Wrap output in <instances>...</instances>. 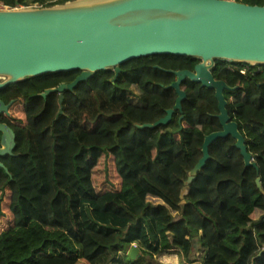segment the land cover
I'll use <instances>...</instances> for the list:
<instances>
[{
	"label": "trees",
	"instance_id": "1",
	"mask_svg": "<svg viewBox=\"0 0 264 264\" xmlns=\"http://www.w3.org/2000/svg\"><path fill=\"white\" fill-rule=\"evenodd\" d=\"M73 0H1L7 8L47 7ZM264 6V0H233ZM192 57L152 55L98 71L72 90L37 95L70 83L79 71L50 73L9 85L4 122L14 133L11 156L0 161V264H140L133 243L155 255L171 248L202 264H264V75L215 61L211 74L233 90L223 97L254 167H245L230 136L208 146L209 158L180 191L201 158L203 138L221 126L212 90L185 79L181 112L165 125L138 129L165 116L176 99L175 77L155 69L192 71ZM131 86L139 91L129 101ZM98 172L100 181L96 179ZM98 185V186H97ZM148 197L159 202L152 204ZM183 201V202H182ZM254 210L263 212L251 219ZM110 260V261H109Z\"/></svg>",
	"mask_w": 264,
	"mask_h": 264
},
{
	"label": "water",
	"instance_id": "2",
	"mask_svg": "<svg viewBox=\"0 0 264 264\" xmlns=\"http://www.w3.org/2000/svg\"><path fill=\"white\" fill-rule=\"evenodd\" d=\"M152 55L192 57L198 63L192 71L154 66L174 75L165 88L173 89L176 99L164 117L137 125L138 129L165 125L175 111L181 112L186 95L180 84L185 79L212 90L217 102L221 130L204 136L202 156L188 172L181 197L209 158V144L218 138L230 136L244 166L256 169L244 137L226 110L223 92L233 88L215 80L211 69L217 60L264 67V6L233 0H73L47 7L0 9V90L25 78L79 71L72 82L37 95L58 93L57 115L62 113L65 90L98 71L114 70V80L121 64ZM10 103L0 101V114L8 113ZM14 147V133L0 123V158L11 156ZM0 168L8 174L1 162ZM255 183L264 195L259 178ZM136 252L131 249L129 258L135 259Z\"/></svg>",
	"mask_w": 264,
	"mask_h": 264
},
{
	"label": "rangeland",
	"instance_id": "3",
	"mask_svg": "<svg viewBox=\"0 0 264 264\" xmlns=\"http://www.w3.org/2000/svg\"><path fill=\"white\" fill-rule=\"evenodd\" d=\"M6 6H2L1 0H0V9H6ZM131 92L132 95L129 97V101L131 104L136 105L138 103L137 97L139 94V91L136 89L135 86H131ZM97 172V171H96ZM99 178L98 172L96 174V179ZM98 183L100 179L97 180ZM98 186V185H97ZM148 201L151 202L152 204L158 203L159 201L157 199L148 197ZM261 215H263V212L259 210H254L252 213L251 219H258ZM136 249L137 252L135 254V258H141L140 264H202V258H203V251L199 249L198 247H194L191 249V253L187 259L183 258L180 253L178 252L177 249L171 248L166 251H161L155 255H148V254H143L141 251L138 250L137 248V243L131 244V246L127 247L125 249V254H129L131 249ZM122 257L123 255L120 253L117 255L116 261L113 263L110 261L108 263L104 264H122ZM79 264H86L83 262H80Z\"/></svg>",
	"mask_w": 264,
	"mask_h": 264
},
{
	"label": "built area",
	"instance_id": "4",
	"mask_svg": "<svg viewBox=\"0 0 264 264\" xmlns=\"http://www.w3.org/2000/svg\"><path fill=\"white\" fill-rule=\"evenodd\" d=\"M242 67L238 70V72L242 75L247 73L255 74L259 70H264L263 66H250V65H241Z\"/></svg>",
	"mask_w": 264,
	"mask_h": 264
},
{
	"label": "flooded vegetation",
	"instance_id": "5",
	"mask_svg": "<svg viewBox=\"0 0 264 264\" xmlns=\"http://www.w3.org/2000/svg\"><path fill=\"white\" fill-rule=\"evenodd\" d=\"M255 74H262V75H264V70H259L257 73H255ZM58 94V93H57ZM1 101V100H0ZM12 101V102H11ZM3 102V101H2ZM11 102V103H10ZM4 103V102H3ZM10 103V105L13 103V100H10L8 103H4L5 105H7V104H9ZM10 105L8 106V109H9V107H10ZM8 111V110H7ZM3 115H5V116H8L9 115V112L7 113V114H5V113H1L0 114V123H3V124H5L4 122H2V120H3V118H2V116ZM1 159V158H0ZM1 162V161H0Z\"/></svg>",
	"mask_w": 264,
	"mask_h": 264
}]
</instances>
